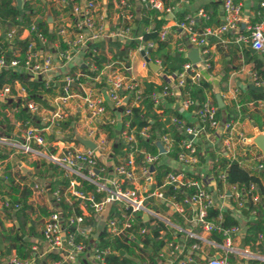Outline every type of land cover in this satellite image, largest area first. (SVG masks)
<instances>
[{"label":"built area","instance_id":"1","mask_svg":"<svg viewBox=\"0 0 264 264\" xmlns=\"http://www.w3.org/2000/svg\"><path fill=\"white\" fill-rule=\"evenodd\" d=\"M140 1L146 2L147 5L155 9H163L164 15L170 13L171 5L163 8L160 0ZM57 2L59 9H61L67 3V0H57ZM14 3H16V0H14ZM258 4L262 9L260 18L247 28L246 34H240L237 31L240 20V6L234 0L222 1V21L214 29L203 28L201 31H196L192 28L193 20L189 17H185L181 21H174V26L178 29L180 36V42L175 45L176 51L185 56L187 49L196 48L201 64H194L186 60L181 64L179 71L171 75L163 76L159 59L149 60L147 58V51L154 47V42L148 40L142 43L140 49L143 55L149 62L157 66L160 78V83L156 85H161V89L150 94L154 105L161 103L164 96H170L174 98V102L171 105H174L173 108L177 113L181 114L184 111H189L188 108L194 103V100L185 97L181 92V87L185 80H189L191 83H198L203 80L200 67L209 68L210 65L207 58V49L205 48L206 39L210 35H232L235 42L248 45L264 57V0L259 1ZM116 7L119 9L116 17L125 20L132 18L131 7L125 0H119ZM69 13L73 16L69 24L56 26L54 29L64 44V48L55 50L56 58L62 63L69 62L76 53H80L81 64L86 65L89 69H94L91 61L82 58V54L89 43L102 39H130L129 27L115 26L111 30L105 28L104 12L102 14L97 9L95 0L73 1ZM197 16L206 18V14L202 9L197 11ZM28 30H34V26L30 25ZM1 31L0 25V33ZM14 32L15 28L11 27L3 34V37L8 40L13 36ZM167 34L168 28L163 25L158 32V39H167ZM36 37L39 41L44 40L38 31L36 32ZM220 42L224 43L225 41L221 40ZM16 63V59L6 63L3 57L0 56V69L14 66ZM107 65L111 68V64ZM51 67L52 58L50 54L33 52L27 56L23 71L32 77L42 75L48 81L50 77L46 75L51 70ZM102 70L99 75H101ZM111 72L110 75L102 78V83L106 97L111 102L112 107L114 109L121 107L124 99L127 98L131 99V104L137 105L141 93L139 81L121 74L117 69L112 68ZM162 78L164 81H162ZM61 81L59 93L54 97L53 105L48 110H45L46 112L37 103L31 101L26 103L28 111L38 116L41 127L27 126L23 129L18 141L0 137V147L12 148L22 154H30L33 157L44 160L46 163H51L60 171L59 176L68 180L67 185L62 188L48 189L47 182H33L28 185L32 194L48 195L49 206L47 207V213L43 218L39 236L32 239L30 255L24 259L10 255L4 259L2 264H37L38 260L48 254L58 257L48 264H64L66 262L72 264H79V262H82V264H109L106 257L111 254L110 248L98 244L97 236L102 230L109 237H120L122 239V235H125L124 243L133 250L134 254L139 255L141 264H148V260L138 250L143 246L144 236L149 234L148 228L140 226L134 232L128 231L135 222L136 212L140 213L142 221H147L150 225L160 221L171 229L170 239L162 238L163 245L154 258L155 264H230L223 258L207 256L204 253L203 245L210 243L208 239L203 238L197 231L180 226H170L151 205L155 202L158 203L159 200H164L175 212L182 211V208L186 205L197 206L196 221L199 223L200 230L211 233L215 229L222 234L224 244L227 247L230 246L231 235L238 232L237 227L220 228L214 226L211 222L204 221L205 209L212 207L213 201L201 182L191 177V170L197 162V153H200L196 140L204 137L211 141L214 136H223L221 145L215 149V157L212 160L208 159L210 170L212 173V163L213 165L215 164V168L218 171L217 179L226 185L229 195L236 205L242 207L244 194L235 184L226 183V175L218 163V157L222 153L232 152L236 141L243 145V149L247 145L246 139L241 134L235 133L240 119L239 105L235 104V112L230 113L224 120H220L217 117V106L212 103L210 97L206 96L198 109L189 111L193 120L188 122V124L171 117V122L176 123L177 129L184 136L179 140L181 150L174 161L184 168L171 167L174 171H168L164 175L163 185L159 188H151L153 180L151 177L152 171L149 170V167L159 161L161 155L163 156L170 149L171 140L167 134L157 135L155 139V143L158 141L164 152L160 153L158 150L154 154L142 152L138 164H135V155L137 153L135 137L132 130L127 128L126 123L125 128L120 130L118 134L124 144V157L116 165H113L111 160L110 142L103 135H100L96 128H88L83 137L95 144L93 149L85 148L79 144L78 146L62 147L57 153L48 150L42 132L49 130L55 137L61 134L60 124L67 119V102L73 96V92L70 89V86L73 85V78L65 75ZM251 81L254 85L260 86L262 84V80L255 72L251 74ZM121 90H126V93L121 94ZM19 92L22 93V90L19 89ZM7 93L8 86L0 88V101L7 96ZM75 94L83 101V107L89 117L92 119L102 118L101 124L114 125L115 117L107 111L99 96L92 94L91 90L86 89L85 83L78 84V91ZM229 100L236 101L237 93H232ZM249 104L264 113V99H257ZM123 112L127 113L128 109L125 107ZM138 135L145 137V129L139 130ZM230 158L235 159V157L231 156ZM96 164H98V167H96ZM108 166L111 167L110 172L106 169ZM256 168L261 170L263 164L258 163ZM75 177L92 183L95 186V192L104 194L98 200H95L91 192H85L78 186L79 184L75 181ZM164 185H169L173 192L169 195H164ZM187 188H193V191L187 193L185 190ZM219 196L225 197L223 192ZM73 202L76 204H73ZM62 203L70 206L69 211L62 207ZM112 203L114 204V209L111 216H105L103 227L98 230L96 226L97 217L103 213L105 214L107 212V204L111 206ZM18 206V204H14L13 209L18 208ZM75 207L79 213L75 212ZM8 208H10L9 201L0 191V212ZM143 215L147 218L146 220L142 219ZM160 234L159 238H161ZM187 238H191L194 241L186 245L185 240ZM244 254L264 262V255L248 252H244Z\"/></svg>","mask_w":264,"mask_h":264},{"label":"trees","instance_id":"2","mask_svg":"<svg viewBox=\"0 0 264 264\" xmlns=\"http://www.w3.org/2000/svg\"><path fill=\"white\" fill-rule=\"evenodd\" d=\"M52 0H21L19 7L14 0H0V25L3 34L11 27L15 28V32L10 39H6L0 36V56L3 57L6 63L12 59H16L17 63L14 66H7L0 69V88L8 86L7 96L0 101V137H6L10 139L19 138L20 132L27 126L33 125L41 127L38 116L34 113H30L26 107V103L31 101L37 103L41 107L50 108V105L45 101L44 96H56L59 93L60 86L62 84V78L65 75L73 78V85L70 86L72 91H78L79 83H88L99 77L100 71L109 63L111 68L117 69L121 74L128 76L126 68L128 62L126 53L129 48L136 46L137 44L144 43L145 41L154 42V47L148 49L147 57L149 60L155 58L160 60L161 73L163 76L171 75L176 71H179L181 64L187 60L186 56L177 52L176 49H171L168 37L164 40L158 39V32L162 28L165 19L164 10H158L150 7L146 2L142 3L141 16L138 20L132 18L125 20L117 17V23L115 26L129 27L130 39L122 40L118 38L102 39L96 42L89 43L82 54L83 59H87L92 62L94 69H89L86 65H75L65 74H57L52 76L46 81L42 75L32 77L23 71L24 63L27 56L30 53L36 51H50L49 45L53 41H58V48H64L61 37L55 33V30L49 27V22L44 19L47 7L49 8L52 17L56 14V11L50 5ZM76 0H67V3L60 9L63 12H70L71 3ZM127 4L132 5L131 0H125ZM163 8L169 5V0H160ZM118 6L119 0H106L105 5V17L109 16L110 11H115L116 15L119 9L113 4ZM132 12V7L130 8ZM205 11V10H204ZM261 9L254 24L259 20L261 15ZM208 14V13H207ZM209 19L211 18V14ZM184 17L177 15L175 21H181ZM221 22H218L219 25ZM210 21L194 22L192 28L196 31H201L204 27H208ZM251 24V25H252ZM30 25L34 26V30L29 31ZM23 29L28 30L27 34L20 37V33ZM40 32L43 36V41H39L36 37V32ZM242 33V32H240ZM246 34V32H243ZM177 42H180L177 41ZM110 56H108V53ZM260 62H255V71L257 74L262 75V71L259 68ZM162 81L164 79L162 78ZM163 83V82H161ZM141 87L140 100L137 105L131 104V99L123 103L120 110V130L125 128V123L128 129H131L135 137V146L137 153L135 155V164L140 162L142 152H148L154 154L157 152L155 139L157 135L167 134L171 140L170 149L163 154L170 160H176L178 152L181 150L179 146V140L184 136L177 129L176 123L171 122V117L176 118L179 121H184L188 124L185 118L177 113V111L170 105L174 102V98L170 96H164L163 101L154 105L151 100L150 94L153 91H159L161 85H156L152 82L141 80L139 82ZM100 85H103L101 83ZM22 90V93L19 92ZM181 92L185 97L194 100V103L189 106L188 110L198 109L206 96L211 98L212 103L216 106V102L211 92V86L204 80H200L198 83H191L189 80H185L181 87ZM120 93H126V90H121ZM257 99H264V95L260 92L253 90L246 91L245 95H238L236 101H231L232 106L239 105L240 117H247L252 121L253 125L258 129L264 126V113L255 108H248L247 103L255 101ZM128 109L127 113L123 112L124 108ZM11 116V117H10ZM217 117L218 108H217ZM18 125V130L13 132L14 126ZM63 127L68 125L67 121H63L60 124ZM102 129L106 132L107 139H111V160L113 165L118 164L124 157V144L120 136L115 135L113 128L107 124L102 125ZM145 129L146 136L141 137L138 135V131ZM71 134L68 133L69 139ZM49 139V138H48ZM48 150L53 152L50 147ZM13 151L12 148L0 147V191L7 197L9 201V207L6 210L0 212V264L1 260L6 259L10 255H15L19 259L27 258L30 255L31 236L38 237L39 232L35 230L34 223L30 220L28 212L31 209L30 197L31 190L28 185H18L13 182V177L10 172L11 162L8 156ZM212 160L215 157V150H208L207 153H197V162L204 159V156ZM162 156V155H161ZM17 159H20V155H15ZM195 163V165L197 164ZM218 163L221 170L226 175V183L235 184L236 187L244 194L243 205L241 211L243 213L254 209L251 196L255 193L256 189H261L259 179L250 171L244 169L237 160L230 159L224 155L218 157ZM30 165L34 170V176L41 177L46 176L43 171H51L48 177L47 188L53 189L55 187H64L67 185V178L60 177V171L56 166L51 163H46L42 159H33L30 161ZM151 172L153 183L152 187H160L163 185L164 175L168 171H174L168 165L162 162H155ZM98 167V164H96ZM107 171H111V167L108 166ZM218 171L215 168V164L212 163V174L217 187L220 186L221 181L217 179ZM191 177L197 179V177L191 174ZM78 182V186L83 191L91 192L93 198L98 200L104 193L95 192V186L85 180L78 177L74 178ZM164 195H169L173 191L169 185H164ZM162 188V190H163ZM187 193H191L193 188L185 189ZM261 197L257 198L258 201L264 202L261 190L259 191ZM256 194V193H255ZM18 204V208L13 209V205ZM73 204H76L73 202ZM62 207L65 210L70 209V206L62 203ZM114 204L112 203L109 209L107 217H110ZM76 213H79L78 209L74 208ZM43 216L47 211H42ZM14 220L17 226L11 224L6 226L4 220ZM204 221L211 222L214 226L224 228L229 226H235L236 221L233 220L228 212H221L217 208L208 207L205 209L203 217ZM29 222V225L26 223ZM245 230L242 235L241 244L247 245L250 251L254 254L264 255V221L259 219L253 221H247L245 224ZM147 227L149 234H146L143 239V246L138 250L143 254L144 258L148 260V264H155L154 258L163 245V239H170L171 229L168 228L160 221H156L154 225H149L147 221H142L140 213H135V222L128 231L134 232L138 227ZM163 236L159 238V234ZM211 237L220 241L223 237L220 232L215 229L211 231ZM99 245L108 246L111 250V254L106 257L109 264H141V259L134 254L133 250L124 243L126 236L109 237L107 233L102 230L98 234ZM194 240L187 238L185 244L189 245ZM119 251H123L120 254ZM228 256L227 262L233 264L234 260ZM58 257L53 254H48L44 258L38 260L37 264H48L52 260ZM64 264H72L66 262ZM82 264V262H79ZM241 264H264V262L257 259L242 260Z\"/></svg>","mask_w":264,"mask_h":264},{"label":"crops","instance_id":"3","mask_svg":"<svg viewBox=\"0 0 264 264\" xmlns=\"http://www.w3.org/2000/svg\"><path fill=\"white\" fill-rule=\"evenodd\" d=\"M97 9L99 11L104 12L105 15V3L106 0H95ZM132 1V13L133 18L138 20L140 18L142 3L140 0H131ZM222 1L223 0H169V5H171L170 13L165 14L162 16L165 19L163 25L168 28V40L170 44V48L174 49L175 45L178 43L177 41L180 40V36L178 34V29L174 26V21L176 20L177 15H182L184 18L189 17L194 22H203V21H210L208 27L214 29L217 27V23L222 21ZM240 6V20L238 22L237 31L238 32H246L247 28L256 20L259 15V1L261 0H234ZM50 5L56 11L54 17L51 15V21L49 22V27L51 29H55L56 26H64L69 24L72 20L73 16L68 12H63L59 9V5L57 0H52ZM116 3L113 4L115 8ZM47 9H49L47 7ZM202 9L205 14V17L197 16V11ZM262 10V9H261ZM51 13V12H50ZM211 14V18L209 19V15ZM105 23L104 26L106 29H113L117 23V17L115 11H110L108 17H104ZM240 33V34H242ZM27 34L26 30H22L20 33V37H23ZM123 40V39H122ZM224 40L225 42H220ZM141 44H137L128 49L126 53V58L128 62L127 73L129 78L135 79L137 81L146 80L152 82L154 84L160 83V78L158 75V69L152 70L147 62L144 61L143 55L140 54V47ZM246 44L241 42H235L233 40L232 35L228 34H221L219 36L210 35L206 39L205 48L207 49V58L209 59L210 65L209 68H202L200 67V72L202 75V79L206 81L211 86V92L214 95L218 94L221 99V107L218 108V116L220 120H224L230 113L235 112L234 105L232 106L230 99V95L232 93H237L238 95H245L246 91L252 90L250 89V85H254L251 81V74L255 71V62L259 61L260 65L259 68L262 71V75H259L260 79L262 80L261 86H264V57L260 53L254 51L250 52L247 49ZM50 51H36L40 54H50L52 58V67L51 70L47 73L46 76L52 77L57 74H65L69 71L73 66L81 64V54L76 53L73 58L67 62L62 63L59 61L55 56V50L58 48V41H53L49 45ZM193 48H189L185 52V56L191 53ZM110 56L109 52L107 53ZM197 63L200 65V56L197 51ZM148 58V57H147ZM190 61L189 59H187ZM191 62V61H190ZM110 63V62H109ZM108 63V64H109ZM192 63V62H191ZM195 64V63H194ZM112 68L109 65L105 66L102 70V73L99 77L94 78L93 81L85 83L86 89L91 90L92 94L99 96L103 104L105 105L107 111L111 115L115 117V123L113 126V132L115 135L118 136L119 134V126H120V117L121 113L120 110L114 109L111 105V102L107 99L103 85L102 78L110 75ZM254 91V90H253ZM73 96H71L67 102V119L68 125L66 127L61 126V134L55 137L49 130H45L42 132V135L45 139L47 147H50L53 152H59L62 147H67L70 145L78 146L80 143L73 140V135L77 134L79 136L84 137L85 132L88 128H96L97 132L100 135H103L104 138L110 142L111 139H107L106 132L102 129L101 120L102 118H95L92 119L89 117L88 113L85 112L83 107V101L78 97L75 93L77 91H72ZM257 92V91H255ZM264 95V91H261ZM54 97L44 96L45 101L50 105H53ZM127 99H124V102ZM215 100V99H214ZM172 108L174 105H170ZM217 106V105H216ZM248 108H252V105L249 103L246 104ZM42 109L48 110L49 108ZM46 112V111H45ZM262 112V111H261ZM263 113V112H262ZM180 115H182L186 121L191 122L193 117L191 116L189 111H184ZM11 117V116H10ZM18 125L14 126L13 132L18 130ZM258 129L256 126L253 125L252 121L249 120L247 117H240L239 123L236 126V134H241L242 137L248 139L254 136V130ZM259 131H264V126ZM19 138H14V141H18ZM68 133L71 134V137L68 139ZM49 138V139H48ZM223 136L215 137L209 141L204 137H200L196 140L198 145V150L200 153H207L208 150H215L217 146L221 145ZM244 149L242 148L243 145L238 143H234L233 150L230 153H222V155L226 157H235L238 161H240V165L254 173L258 179L261 186V189H256L255 193L251 196L253 201L254 209L249 210L245 213L241 211V207H238L233 201L232 197H230L228 189L226 185L220 184L219 187L216 186L213 180V176L210 170V165L208 161L207 155L204 156V159H201L197 162V164L192 168L191 172L195 175L198 181L201 182L203 187L209 192L214 208H217L221 212H228L229 216L236 221V227L238 232L231 235L230 246H226L224 244L223 237L220 241H217L213 237H211L210 233H206L200 230L199 223L196 221V214L198 212L197 206L195 205H186L182 208V211L175 212L171 209L166 201L159 200L158 203H153L151 207L158 213V215L165 219L170 226H180L183 228H188L193 231H197L201 234V236L205 239H208L210 243H206L203 245L204 253L207 256H213L216 258H223L227 261L228 256H232L234 262L233 264H241L242 260L246 259H254L248 257L244 254V252L252 253L250 248L247 245L241 244L242 235L245 230V224L247 221H253L259 219L264 221V202L258 201L257 198L261 197L259 191L262 192V197L264 198V154L251 143H246ZM82 145V144H81ZM8 148V147H5ZM15 155H20V159H17ZM9 160H12L10 172L13 177V182L17 183L18 185H28L30 182H48V177L51 174V171L46 170L43 173L46 176L37 177L34 176V170L30 165V161L36 159L30 154H22L19 151L13 149V151L8 156ZM39 159V158H37ZM231 159V158H230ZM159 162H162L169 167L183 169L184 167L176 163L174 160H170L167 157L161 156ZM258 163L263 164V168L261 170H257L256 166ZM0 171H1V161H0ZM30 185V184H29ZM223 192L225 197H220L219 194ZM30 205L31 209L28 212V216L30 220L35 225V230L37 232L40 231L41 224L43 221V213L42 211H47V207L49 206V197L47 194H32L30 197ZM110 204H107L106 211H109ZM101 214L96 219V226L98 230H101L104 223V218L107 215ZM143 220L147 218L143 215ZM149 223V222H148ZM4 224L9 226L14 224L17 226L16 221L14 220H4ZM29 225V222L26 223ZM150 225V224H149ZM222 235V234H221ZM160 237L163 236L160 234ZM36 237L31 236L29 240L32 241ZM13 255V254H12ZM139 255H137L138 257ZM1 260V262H3Z\"/></svg>","mask_w":264,"mask_h":264},{"label":"water","instance_id":"4","mask_svg":"<svg viewBox=\"0 0 264 264\" xmlns=\"http://www.w3.org/2000/svg\"><path fill=\"white\" fill-rule=\"evenodd\" d=\"M16 4L19 7L20 5V0H16ZM44 19L47 22L51 21V13L50 10L47 9ZM0 36H3V31H1ZM247 49L250 52H254V50L252 48H250L249 46H247ZM192 52L186 55V58L189 59L192 63H197L198 57H197V49L193 48L191 50ZM140 54L143 55V52L140 51ZM143 59L145 62H147L148 66L152 69V70H156L157 66L154 65L153 63L149 62L148 59L143 55ZM250 89L257 91V92H261L264 91V86H258V85H250ZM214 99L216 102L217 107H221V99L219 97L218 94L214 95ZM73 140L79 142L80 144L83 145V147L88 148V149H93L95 147V144L88 139H84L83 137L74 134L73 135ZM247 143H251L254 144L260 151L262 154H264V131H259L258 129L254 130V136L251 137L250 139L247 140ZM156 147L158 149V151L160 153L164 152V149L161 147V144L157 141L156 143ZM149 170L152 171L153 170V166L150 165ZM120 254H123V251H119Z\"/></svg>","mask_w":264,"mask_h":264}]
</instances>
